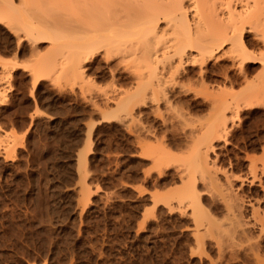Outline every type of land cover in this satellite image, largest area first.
Masks as SVG:
<instances>
[{
	"label": "rangeland",
	"instance_id": "1",
	"mask_svg": "<svg viewBox=\"0 0 264 264\" xmlns=\"http://www.w3.org/2000/svg\"><path fill=\"white\" fill-rule=\"evenodd\" d=\"M57 1L50 2L51 18L59 15ZM227 1L237 9L242 5L237 0ZM219 11L227 9L223 7ZM2 33L0 264H257L256 261L264 264V79L258 80L251 97L253 101L240 104L235 116L231 108L225 110L227 135L225 139H213V151H208V160L214 166L211 172L219 186H225L216 187L220 192L213 187V190L201 189L205 191L201 193L205 208H209L206 211L211 218L215 217V222L211 221L209 227V222L204 221L203 227L196 228L189 208L179 211L166 208L161 213L157 208H149L152 194L168 190L156 186L158 169L155 170L153 159L162 153L157 152L162 149L159 143L156 145V140L161 135L165 142L173 138L180 141V145L176 142L178 147H186V139L200 137L208 128L212 111L205 96L213 91L212 88L225 90L223 97L227 99L231 93L239 95L244 91L243 77L231 65L230 57L220 58L227 67L224 66L226 71L219 73L216 82L207 81L202 85L195 75L194 81L185 84L188 92L184 94L183 89L177 88V94L187 97L186 104L179 103L171 108L160 102L158 107L152 103L147 108H137L135 115L153 132L148 135L140 130L137 122L133 131H129L126 112L116 108L115 100L126 91L135 66L131 64L129 66L133 67L129 69L123 63L118 65L116 60L113 64H117L118 73L115 71L116 76L112 77L110 68L113 65L107 66L101 60L100 64L86 67L81 76L84 78L65 77L55 70L41 74L34 83L29 67L39 56L38 51L41 55L50 52V41L42 43L35 49H39L37 53H33L38 43L30 42L22 32L16 37L10 31L12 42ZM251 34L253 36V32ZM253 40L255 45L251 50L259 55L264 45L257 37ZM13 64L16 66L12 67ZM8 67L11 71H6L10 70ZM5 71L10 74H4ZM226 73L228 77L238 76L235 79L239 82L236 80L238 83L233 86L223 82ZM260 73L257 64L248 78H256ZM139 111L142 113L138 114ZM142 131L145 133L140 134ZM140 135L145 138L141 139ZM141 144L152 151L147 153L144 146V150L141 149ZM169 147L168 151L178 156L175 158L192 150ZM204 147L195 146L199 152L204 151ZM146 153L149 155L143 157ZM150 164H154L152 170ZM174 164L167 166V170H175L171 173L176 174L178 163L175 167ZM225 193L236 196L231 195L234 209L228 207L230 200L227 201ZM205 226L208 228L204 229ZM199 231L202 236L197 234ZM195 234L202 237V248L197 247Z\"/></svg>",
	"mask_w": 264,
	"mask_h": 264
},
{
	"label": "bare ground",
	"instance_id": "2",
	"mask_svg": "<svg viewBox=\"0 0 264 264\" xmlns=\"http://www.w3.org/2000/svg\"><path fill=\"white\" fill-rule=\"evenodd\" d=\"M202 1H204V4H202L203 7L199 5ZM202 1L58 0V6L54 4L55 7L57 6L59 15L51 18L49 15L51 0H0V34L2 31L6 36L5 39H8L10 42L13 41L10 31L14 32L16 37H18L16 34L22 32L24 35L23 37L30 40V42L38 43L37 47H35L36 44H34L35 48L33 47V53H37L39 49L37 51L35 49L40 48L41 44L45 41L48 40L51 43V46L49 45V47H51L50 52L41 55V52L38 51L39 56H34L36 57V61L29 67L34 78V83L41 74L55 70H59L65 77H81L85 74V69L89 67L88 65H94V63L100 64L101 60H103V63L107 66L113 65V68H110L112 77L116 76L115 71L118 73L117 64H113L116 60H118V65L123 63L124 67L129 69L135 66L136 71L133 72L132 70L133 79L128 82L132 77L131 75L128 80L126 79L127 81L125 80V83H129V85L127 84L128 87L126 91L123 90L124 92L122 91L121 96L119 92V98L117 100L114 99L116 101V108L126 112L129 131H133V127L136 126L137 122L141 127L140 130H144L149 135L151 131L148 125L147 127L144 126V123H141V118L135 115L137 108H145L150 104L152 105V103L157 106L160 102L167 104V106L171 108L179 103L186 104L188 101L187 97L177 94V88L183 89L184 94L188 92L189 89L187 90L185 84L189 83L195 75L198 77V82L202 85L205 82L207 83V81L208 83L216 82V79L220 76L219 73L221 72V74H224L223 72L226 71L224 67L226 64L221 62L222 60L220 58L224 55L230 57L229 59L232 60L231 65L237 68L242 75L241 77H243L245 82L244 91L239 95L231 93L229 99L223 97L226 92L219 87H217L219 89L216 90L212 88L213 91H209L210 93L208 95L206 94L207 97L203 93L212 113H209L208 128L204 129L205 131L201 129L204 131L202 136H197L196 138H194L195 136L190 137L189 141L186 139L185 145L188 148L182 147V145L180 148V146L178 147L176 144V142H178L180 145V141H175L173 138L168 137L171 139L165 142L164 136L160 137V134H156L157 136L160 135V140H158V137L156 145L159 143L162 149V151H157L158 153H162H160L159 156L154 154L156 157L154 156L153 159L155 164L154 168L156 167L155 170L158 169L157 181L155 180L156 186L159 189L168 190H160V194H152L150 197L151 207L149 206V208L150 210L157 208L160 213L166 208L169 211H174L175 209L179 211L189 208V214L196 228L200 225L203 227L204 221L207 223L209 222L207 224L209 227L212 225L211 221L215 222L213 220L214 216L211 218V214L206 211L208 207L205 208L206 206L204 205L201 193L205 192L202 191L203 189L209 190L208 188L211 189L212 187L214 189L216 187L220 188L222 185L219 186L215 179L216 176L211 172L210 168L213 165L211 164L212 162L208 160V151H213V139H225V135H227L228 119L225 110L231 108V114L235 116L239 111L238 108H240V104L250 103L258 80L264 79V51L258 55L251 50L256 41V39L255 41L253 39L256 37L257 39L259 38L264 45V0H237L240 5L242 3L241 6L237 3L240 6L239 9L234 6L232 7V5H230L231 3H229V1L225 2V0L223 1L224 3L222 0L221 2L216 0L218 3H216L215 0ZM223 7H225V10L227 9L226 12L219 11L222 10ZM191 8L194 9L192 12L193 14L189 12ZM202 11L206 13V17L204 16L205 14L203 15ZM207 12L208 14L211 13L209 14L210 16ZM251 32H253V36H251ZM17 43H19V41ZM7 46L9 45L7 44ZM11 46H9V48ZM226 57L224 56V58ZM212 60H216L217 62L215 61L214 64H211L210 62ZM131 64L133 66L130 67L129 65ZM257 64L260 65L261 73L256 78H248L249 72L252 71ZM4 65L6 64L3 62L2 66ZM16 65L13 64L11 66L15 67ZM11 66L10 68H12ZM4 67L3 70L7 69L6 66ZM195 70L198 72L196 73ZM6 71H11V69ZM6 71L3 73L5 74ZM6 74H10V72ZM228 75L229 74L226 73L225 76L223 75L224 79H221H223V82H228L233 86L237 80L235 78L238 76H233V78L232 76L228 77ZM237 81L239 82V80ZM195 93L197 94L198 92ZM251 101H253V99ZM251 104H253V102ZM140 112L141 111H139L138 114L142 113ZM164 130L166 129L164 128ZM145 132L142 131L140 134ZM152 133L150 135H152ZM140 136L141 139L143 138L142 136L145 138V135ZM138 138L140 140V137ZM161 138L164 139L162 140ZM140 142L143 143L142 140H140ZM198 144L199 146L197 147ZM141 145V149L143 146L146 148L145 145ZM201 145L205 146V149L199 152L196 148H201ZM169 146H175L178 150L179 148H191L194 151L191 150L184 153L186 155H180L182 158H175L178 156L174 155V157L173 154L168 151V148H170ZM147 148V153L148 151H152V149L148 150ZM157 152L154 151V153ZM146 154L143 157L149 155ZM142 155L140 156L142 157ZM172 162L179 164V166L176 164V168L179 170L176 169V174L171 173L175 170H171V172L167 170V166L169 167L170 164L172 165ZM153 165H151L149 169H151ZM85 166L84 164V168L86 169ZM149 169L148 171H150ZM226 177L225 175L224 179H226ZM198 182L202 184V188L199 187L200 185ZM174 185H177V187H174ZM216 189L215 191L218 190L220 192L219 189ZM80 190L82 193V189ZM228 193H225L226 196L228 195V199L226 196L224 197L225 194H223V197L226 198L227 201L230 200V205L228 206V202L227 206L232 209L235 201L231 196L233 194ZM219 194L220 193H218V195ZM80 196L82 197V194ZM83 200L85 201V199ZM88 201L89 199H86V202ZM230 208L226 207V210ZM235 208H237V206ZM168 210L167 212H169ZM228 212H230V210ZM232 212L233 211H231V213ZM235 213H232V215ZM226 214L228 213L226 212ZM209 219L212 220L209 221ZM238 221L236 220L235 222ZM215 227L217 226L215 225ZM207 228L206 226L204 227V229ZM229 228L231 227L229 226ZM197 234H200V231ZM211 234H213V232H211ZM200 235H196L198 237H195L197 247L203 242ZM256 262L258 264V261Z\"/></svg>",
	"mask_w": 264,
	"mask_h": 264
}]
</instances>
